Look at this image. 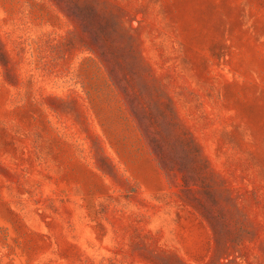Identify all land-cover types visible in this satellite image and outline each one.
Masks as SVG:
<instances>
[{"label":"rangeland","instance_id":"1","mask_svg":"<svg viewBox=\"0 0 264 264\" xmlns=\"http://www.w3.org/2000/svg\"><path fill=\"white\" fill-rule=\"evenodd\" d=\"M0 264H264V0H0Z\"/></svg>","mask_w":264,"mask_h":264}]
</instances>
